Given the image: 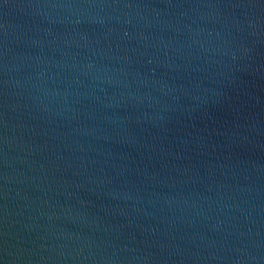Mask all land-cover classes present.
Returning a JSON list of instances; mask_svg holds the SVG:
<instances>
[{"label":"water","instance_id":"95a60500","mask_svg":"<svg viewBox=\"0 0 264 264\" xmlns=\"http://www.w3.org/2000/svg\"><path fill=\"white\" fill-rule=\"evenodd\" d=\"M0 264H264V0H0Z\"/></svg>","mask_w":264,"mask_h":264}]
</instances>
